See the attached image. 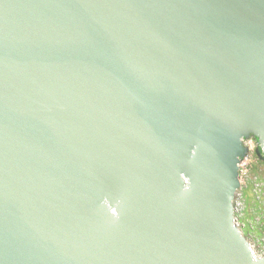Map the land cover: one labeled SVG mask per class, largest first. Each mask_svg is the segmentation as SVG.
<instances>
[{
	"label": "water",
	"instance_id": "obj_1",
	"mask_svg": "<svg viewBox=\"0 0 264 264\" xmlns=\"http://www.w3.org/2000/svg\"><path fill=\"white\" fill-rule=\"evenodd\" d=\"M250 136L264 0H0V264H264Z\"/></svg>",
	"mask_w": 264,
	"mask_h": 264
},
{
	"label": "rangeland",
	"instance_id": "obj_2",
	"mask_svg": "<svg viewBox=\"0 0 264 264\" xmlns=\"http://www.w3.org/2000/svg\"><path fill=\"white\" fill-rule=\"evenodd\" d=\"M255 159L251 179H256L261 184L260 200L255 199L254 183L249 180L243 193V215L239 219L240 232L253 250L260 247L264 240V162L259 161L258 157Z\"/></svg>",
	"mask_w": 264,
	"mask_h": 264
},
{
	"label": "built area",
	"instance_id": "obj_3",
	"mask_svg": "<svg viewBox=\"0 0 264 264\" xmlns=\"http://www.w3.org/2000/svg\"><path fill=\"white\" fill-rule=\"evenodd\" d=\"M242 146L244 148V154L238 159L237 163V181L238 188L234 193L232 207H233V221L236 228L240 231L241 226L239 219L243 215V193L247 188V182L251 179V171L255 164L256 149L259 148L258 142L254 137L250 136L242 140ZM254 183L253 194L256 200H260L259 193L261 192V184L258 183L256 179L252 180ZM241 233V232H240ZM250 251L252 256L256 259H264V240H262V245L253 250L250 246Z\"/></svg>",
	"mask_w": 264,
	"mask_h": 264
},
{
	"label": "trees",
	"instance_id": "obj_4",
	"mask_svg": "<svg viewBox=\"0 0 264 264\" xmlns=\"http://www.w3.org/2000/svg\"><path fill=\"white\" fill-rule=\"evenodd\" d=\"M254 139L257 141L256 138H254ZM256 156L258 157L259 161L264 162V155L261 153L259 148L256 149Z\"/></svg>",
	"mask_w": 264,
	"mask_h": 264
}]
</instances>
